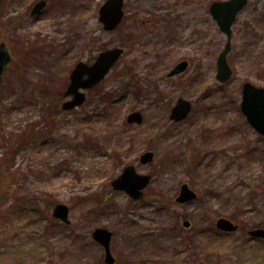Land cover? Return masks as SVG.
Wrapping results in <instances>:
<instances>
[{"label": "rangeland", "instance_id": "rangeland-1", "mask_svg": "<svg viewBox=\"0 0 264 264\" xmlns=\"http://www.w3.org/2000/svg\"><path fill=\"white\" fill-rule=\"evenodd\" d=\"M34 1H0L13 53L0 84V264H105L97 226L113 232V264H264V239L248 233L264 228V136L240 109L245 80L264 87V0L237 14L224 82L214 0H125L113 31L97 19L103 0H48L30 16ZM113 46L125 52L109 73L62 109L73 65ZM183 58L188 68L168 77ZM178 97L192 107L174 121ZM134 109L140 124L125 120ZM127 164L151 175L139 199L111 186ZM184 182L197 197L177 203ZM58 202L71 223L52 217ZM219 216L239 228L219 230Z\"/></svg>", "mask_w": 264, "mask_h": 264}, {"label": "water", "instance_id": "water-1", "mask_svg": "<svg viewBox=\"0 0 264 264\" xmlns=\"http://www.w3.org/2000/svg\"><path fill=\"white\" fill-rule=\"evenodd\" d=\"M247 3V0H215L209 6V12L216 20L221 31L230 37L231 25L235 20L237 12ZM46 0H38L34 3L30 10V15L38 14L45 6ZM123 0H105L99 7L98 19L103 24L105 30H112L120 22L123 16ZM230 49L229 41L226 42L223 50L220 51L217 58L216 77L219 81L227 80L231 75V68L227 62L226 54ZM123 52L121 47L108 48L100 51L95 60L91 63L78 61L72 68L69 79L70 82L65 90V95H72L70 100L62 103L63 109H70L80 104L85 99V93L80 88H89L99 82L110 67L118 59ZM11 59V53L6 43L0 40V80L2 74ZM187 66V60H181L175 64L168 75H174L183 71ZM191 103L183 98H178L175 105L171 109L170 117L175 120L184 118L190 110ZM241 109L246 115L249 123L262 135H264V88L256 86L250 81L242 84ZM128 122L142 121L141 112L138 110L130 112L126 117ZM153 158L152 151H145L140 156V161L146 163ZM150 176L148 174H139L133 165L124 167L122 173L113 181L112 185L115 189L125 190L132 198L142 196V189L147 185ZM196 193L183 183L176 197L178 202H186L194 199ZM69 208L64 203H56L52 210V215L62 221L69 222ZM185 226L189 225L188 220H184ZM217 227L225 231H233L237 228L230 219L219 217L216 221ZM253 237H264V228H255L249 231ZM112 232L106 227H96L92 231L93 238L104 247V261L113 263L115 257L110 251V239Z\"/></svg>", "mask_w": 264, "mask_h": 264}, {"label": "flooded vegetation", "instance_id": "flooded-vegetation-1", "mask_svg": "<svg viewBox=\"0 0 264 264\" xmlns=\"http://www.w3.org/2000/svg\"><path fill=\"white\" fill-rule=\"evenodd\" d=\"M86 94H87V91H86ZM63 96H64V99H63L62 101L67 100V99L70 98V97H66V96L64 95V91H63Z\"/></svg>", "mask_w": 264, "mask_h": 264}]
</instances>
